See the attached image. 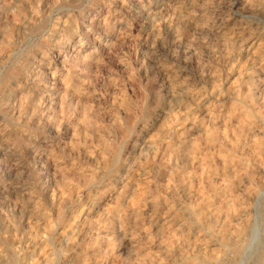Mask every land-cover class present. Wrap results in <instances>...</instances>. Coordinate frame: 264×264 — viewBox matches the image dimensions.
<instances>
[{"label":"rangeland","instance_id":"obj_1","mask_svg":"<svg viewBox=\"0 0 264 264\" xmlns=\"http://www.w3.org/2000/svg\"><path fill=\"white\" fill-rule=\"evenodd\" d=\"M15 1L0 0V8L7 4L16 15L0 21L6 44L0 43V93L4 94H0V139L10 142L5 148L0 145V219H5L0 220V264H9L11 251L17 264H264V0H260L259 10H236L234 0H219L213 9H199L201 13L197 6L214 7L215 0H196V6L195 0H20L23 7L15 6ZM227 7L233 14L222 32H200L209 16H224ZM32 11L38 16L37 25L22 24ZM239 25L244 28L237 32ZM104 27L111 32L105 33ZM60 37L71 39L63 44ZM58 41L63 47H55ZM107 48L116 52L108 55ZM85 54L92 62L78 76L68 64ZM43 58L55 71L53 77L38 69ZM35 71L48 75L47 83H56L63 93L60 101L37 114L43 93L40 84L30 78ZM46 116L50 121L44 120ZM83 116L90 128L81 127ZM104 143L121 148L119 162L109 171L103 165L109 156ZM33 204L40 212L36 217L30 211Z\"/></svg>","mask_w":264,"mask_h":264},{"label":"bare ground","instance_id":"obj_2","mask_svg":"<svg viewBox=\"0 0 264 264\" xmlns=\"http://www.w3.org/2000/svg\"><path fill=\"white\" fill-rule=\"evenodd\" d=\"M48 1H50V0H48ZM81 1V0H80ZM79 1V2H80ZM111 1V0H110ZM114 1V0H113ZM121 1V0H120ZM134 1V0H133ZM157 1H159V0H157ZM169 1V0H168ZM196 1V0H195ZM197 1H203V0H197ZM197 1H196V4H195V6L197 5ZM208 1V0H207ZM231 1V0H230ZM233 1V0H232ZM231 1V2H232ZM2 2L3 3H6V0H2ZM32 2V1H31ZM58 2V1H57ZM62 2V1H61ZM142 2V1H141ZM225 2V1H224ZM259 2H260V0H234V6L236 7L235 9L236 10H238V9H241V10H243V9H247V10H259L260 9V4H259ZM30 3V2H29ZM40 3V2H39ZM49 3V2H48ZM60 3V2H59ZM71 3V2H70ZM73 3V2H72ZM92 3V2H91ZM118 3V2H117ZM122 3V2H121ZM124 3V2H123ZM134 3V2H133ZM147 3V2H146ZM156 3V2H155ZM182 3V2H181ZM190 3V2H189ZM202 3V2H201ZM211 3V2H210ZM220 3H222V2H220ZM226 3V2H225ZM228 3V2H227ZM226 3V4H227ZM24 2H22V1H20V0H17V1H15V6H18V7H23L24 5ZM36 4H38V3H36ZM36 4H34V5H36ZM50 4V3H49ZM75 4V3H74ZM73 4V5H74ZM77 4L78 3H76V6H77ZM96 4V3H95ZM142 4V3H141ZM219 4V0H215V1H213L212 2V5L211 6H214V7H205L204 5H202V6H204V7H199V6H197L198 7V10L200 9V10H202V9H205V10H209L210 8H215V6L216 5H218ZM230 4V3H229ZM228 4V5H229ZM26 5V4H25ZM29 5V4H28ZM65 5V4H64ZM123 5V4H122ZM129 5V4H128ZM167 5V4H166ZM172 5V4H171ZM187 5V4H186ZM191 5V4H190ZM225 5V4H224ZM263 5V4H262ZM41 6V5H40ZM57 6V5H56ZM60 6V4L57 6V7H59ZM67 6V5H66ZM107 6V5H106ZM109 6V5H108ZM140 6V5H139ZM143 6V5H142ZM161 6V5H160ZM188 6V5H187ZM206 6H208V5H206ZM14 7V6H13ZM34 7V6H33ZM63 7V6H62ZM72 7V6H71ZM166 7V6H165ZM165 7H164V9H165ZM222 7V6H221ZM231 7V6H230ZM31 8H32V6H31ZM41 8V7H40ZM47 8V7H46ZM50 8V7H49ZM75 8V7H74ZM77 8V7H76ZM103 8H105V6L103 7ZM148 8V7H147ZM176 8V7H175ZM180 8V7H179ZM188 8H189V6H188ZM225 8V7H224ZM229 7H227V12H226V14L224 15V16H216V17H213V18H211L209 15V17H208V20H207V23H206V25H203V26H200L199 27V29H200V32H204V31H210V33L211 34H218V33H220V31L222 30V27L223 26H225V24H226V21L228 20V17H230L231 16V13H232V8L231 9H228ZM11 6H9V5H7V4H2V8H0V21L2 20V18L3 17H11L12 16V19L13 18H15L16 17V15H15V13L14 14H12L11 13ZM15 9H16V7H15ZM35 9V8H34ZM38 9V8H37ZM53 9V8H52ZM54 9H55V6H54ZM66 9V8H65ZM79 9V8H78ZM140 9V8H139ZM163 9V8H162ZM191 9V8H190ZM193 9V8H192ZM13 10V9H12ZM88 10V9H87ZM99 11H100V9H98ZM142 10V9H141ZM155 10V9H154ZM195 10V9H194ZM199 10V11H200ZM18 11V10H17ZM31 11V10H30ZM96 11V10H95ZM115 11V10H114ZM137 11H138V8H137ZM161 11V10H160ZM169 11V10H168ZM175 11V10H174ZM180 11V10H179ZM186 11V10H185ZM197 11V10H196ZM198 11V12H199ZM22 12H23V10H22ZM26 12V11H25ZM52 12V11H51ZM62 12V11H61ZM73 12H74V10H73ZM91 12V11H90ZM127 12H129V11H127ZM140 12V11H139ZM151 12V11H150ZM188 12V11H187ZM190 12V11H189ZM223 12V11H222ZM36 13V12H35ZM70 13H71V11H70ZM79 13H81V12H79ZM84 13V12H83ZM147 13V12H146ZM168 13V12H167ZM166 13V14H167ZM200 13H201V11H200ZM199 13V14H200ZM235 13V12H234ZM249 13V12H248ZM256 13V12H255ZM37 14V13H36ZM101 14V13H100ZM130 14V13H129ZM149 14V13H148ZM165 14V13H164ZM187 14V13H186ZM194 14V13H193ZM217 14V13H216ZM233 14V13H232ZM21 15V14H20ZM42 15V14H41ZM46 15V14H45ZM69 15V14H68ZM90 15H92V14H90ZM118 15V14H117ZM137 15V14H136ZM139 15V14H138ZM141 15V14H140ZM190 15V14H189ZM211 15V14H210ZM240 15V14H239ZM77 16V15H76ZM166 16V15H165ZM237 17H238V15H236ZM235 16V17H236ZM259 16V15H258ZM27 17V16H26ZM29 17V16H28ZM49 17H50V15H49ZM90 17H92V16H90ZM89 17V18H90ZM99 17V16H98ZM134 17V16H133ZM161 17V16H160ZM167 17V16H166ZM185 17V16H184ZM204 17V16H203ZM233 17V16H232ZM231 17V18H232ZM251 17V16H250ZM64 18H65V16H64ZM67 18V17H66ZM80 18V17H79ZM162 18V17H161ZM189 18V17H188ZM207 18V17H206ZM205 18V19H206ZM241 18V17H240ZM254 19H255V16L253 17ZM5 19V18H4ZM24 19V18H23ZM39 19H40V17H39ZM70 19H72V18H70ZM74 19V18H73ZM100 19V18H99ZM98 19V20H99ZM109 19V18H108ZM165 19V18H164ZM186 19V18H185ZM184 19V20H185ZM200 19V18H199ZM202 19V18H201ZM230 19V18H229ZM247 19V18H246ZM45 20V19H44ZM62 20V19H61ZM60 20V21H61ZM64 20V19H63ZM68 19H66V21H67ZM111 20V19H110ZM170 20V19H169ZM178 20V19H177ZM203 20V19H202ZM7 21V20H6ZM17 21V20H16ZM53 21V20H52ZM92 21V20H91ZM103 20H101V22H102ZM107 21V20H106ZM181 21H182V19H181ZM189 21V20H188ZM192 21H194V20H192ZM199 21H201V20H199ZM3 22H5V20L3 21ZM13 22V21H12ZM18 22V21H17ZM37 22H38V16L37 15H35L34 14V11H32V13H31V16L29 17V18H27V20H25V21H22L21 23L22 24H25L26 26H27V24H30L31 26H36L37 25ZM65 22V21H64ZM68 22V21H67ZM74 22V21H73ZM77 22V21H76ZM183 22V21H182ZM231 22V21H230ZM238 22V21H237ZM243 22V21H242ZM2 23V22H1ZM10 23V22H9ZM15 23V22H14ZM45 23V22H44ZM48 23V22H47ZM46 23V24H47ZM71 23V22H70ZM97 23V22H96ZM175 23V22H174ZM180 23V22H179ZM190 23V22H189ZM193 24L195 23V21L194 22H192ZM228 23V22H227ZM2 24H4V23H2ZM1 24V25H2ZM20 24V23H19ZM52 24V23H51ZM119 24V23H118ZM166 24V23H165ZM196 24V23H195ZM201 24V23H200ZM236 24V23H235ZM253 24H254V22H253ZM258 24V23H257ZM18 25V24H17ZM41 25H42V23H41ZM54 25H56V24H54ZM60 25H61V23H60ZM106 25V24H105ZM109 25V24H108ZM111 25V24H110ZM228 25V24H227ZM7 26V25H6ZM30 26V27H31ZM53 26V25H52ZM52 26H51V28H52ZM57 26V25H56ZM64 26H65V23H64ZM72 26V25H71ZM94 26V25H93ZM123 26V25H122ZM180 26H182V25H180ZM185 26V25H184ZM188 26V25H187ZM191 26V25H190ZM236 26V25H235ZM254 26V25H253ZM8 27V26H7ZM46 27V26H45ZM70 27V26H69ZM111 27V26H110ZM120 27V26H119ZM193 27V26H192ZM198 27V26H197ZM196 27V28H197ZM243 27V25H239L236 29H237V32H239L240 30H241V28ZM19 28V27H18ZM33 28V27H32ZM31 28V29H32ZM49 28V27H48ZM59 28V27H58ZM73 28H74V26H73ZM79 28H81V27H79ZM97 28V27H96ZM234 28V27H233ZM244 28V27H243ZM1 29V28H0ZM69 29V28H68ZM98 29H99V26H98ZM116 29V28H115ZM175 29V28H174ZM189 29V28H188ZM192 28H190V30H191ZM225 29V28H224ZM252 29V28H251ZM254 29V28H253ZM17 30V29H16ZM30 30V29H29ZM33 30H35V29H33ZM40 30H42V29H40ZM45 30V29H44ZM65 30V29H64ZM74 30V29H73ZM104 30H105V33H109V32H111V31H109V29H107V27H104ZM128 30H129V28H128ZM227 30V29H226ZM1 31V39H0V43H1V45H4L5 44V41H4V39H5V31L3 30V29H1L0 30ZM37 31V30H36ZM46 31V30H45ZM51 31V30H50ZM66 31V30H65ZM127 31V30H126ZM158 31V30H157ZM236 31V30H235ZM258 31V30H257ZM10 32V31H9ZM15 32V31H14ZM68 32V31H67ZM82 32V31H81ZM93 32V31H92ZM104 32V31H103ZM183 32V31H182ZM222 32V31H221ZM249 32V31H248ZM252 32V31H251ZM256 32V31H255ZM8 33V32H7ZM11 33V32H10ZM49 33V32H48ZM52 33V32H51ZM50 33V34H51ZM129 33H130V31H129ZM149 33V32H148ZM153 33V32H152ZM151 33V34H152ZM156 33V32H155ZM196 33V32H195ZM242 33V32H241ZM245 33V35H246V32H244ZM262 33V32H261ZM9 34V33H8ZM34 34V33H33ZM64 34V33H63ZM79 34V33H78ZM100 34V33H99ZM104 34V33H103ZM157 34V33H156ZM189 34V33H188ZM201 34V33H200ZM200 34H198L199 36H201ZM208 34V33H207ZM230 34H231V31H230ZM248 34V33H247ZM18 35V34H17ZM22 35V34H21ZM31 35V34H30ZM37 35V34H36ZM39 35H40V33H39ZM38 35V36H39ZM77 35V34H76ZM181 35V34H180ZM210 35V34H209ZM229 35V34H228ZM236 35H238V33L236 34ZM249 35V34H248ZM28 36V35H27ZM129 36V35H128ZM196 36V35H195ZM208 36V35H207ZM206 36V37H207ZM226 36V35H225ZM224 36V37H225ZM23 37V36H22ZM35 37V36H34ZM47 36L45 35V38H46ZM173 37V36H172ZM178 37V36H177ZM190 37V36H189ZM188 37V38H189ZM210 37V36H209ZM208 37V38H209ZM213 37V36H212ZM212 37H210V38H212ZM15 38V37H14ZM24 38V37H23ZM73 38V37H72ZM113 38V37H112ZM125 38V37H124ZM129 38V37H128ZM147 38V37H146ZM149 38V37H148ZM147 38V39H148ZM151 38H152V36H151ZM187 38V39H188ZM202 38V37H201ZM207 38V39H208ZM214 38V37H213ZM245 38H246V36H245ZM249 38V37H248ZM43 39V38H42ZM49 39V38H48ZM51 39V38H50ZM60 39H64V38H61L60 37ZM59 39V40H60ZM70 39L71 38H66V39H64V40H62L63 41V44L65 43V42H67V41H70ZM93 39V38H92ZM158 39V38H157ZM195 39H196V37H195ZM194 39V40H195ZM217 39V38H216ZM221 39V38H220ZM242 39V38H241ZM244 39V38H243ZM247 39V38H246ZM6 40H8V39H6ZM39 40V39H38ZM121 40V39H120ZM171 40H172V38H171ZM178 40V39H177ZM182 40V39H181ZM190 40H192V39H190ZM198 40V39H197ZM227 40V39H226ZM233 40V39H232ZM13 41V40H12ZM17 41V40H16ZM40 41V40H39ZM55 41V40H54ZM123 41V40H122ZM173 41V40H172ZM193 41V40H192ZM198 41H200V39L198 40ZM210 41V40H209ZM214 41V40H213ZM221 41V40H220ZM229 41V40H228ZM243 41V40H242ZM33 42V41H32ZM59 42V41H58ZM94 42V41H93ZM99 42V41H98ZM182 42V41H181ZM196 42V41H195ZM194 42V43H195ZM218 42V41H217ZM243 42H245V41H243ZM254 42H255V40H254ZM13 43V42H12ZM18 43V42H17ZM24 43H25V41H24ZM42 43V42H41ZM40 43V44H41ZM48 43V42H47ZM75 43V42H74ZM95 43V42H94ZM119 43V42H118ZM123 43V42H122ZM153 43H155L154 41H153ZM173 43V42H172ZM174 43H176V42H174ZM173 43V44H174ZM189 43V42H188ZM192 43V42H191ZM197 43V42H196ZM208 43V42H207ZM220 43V42H219ZM233 43V42H232ZM249 43V42H248ZM7 44H8V42H7ZM10 44H11V41H10ZM13 44H15V43H13ZM49 44V43H48ZM56 44V43H55ZM62 42H59L58 44H56L55 45V47H63L62 45ZM102 44V43H101ZM120 44V43H119ZM170 44V43H169ZM178 44V43H177ZM183 44V43H182ZM201 44V43H200ZM224 44V43H223ZM226 44V43H225ZM234 44V43H233ZM237 44V43H236ZM262 44V43H261ZM6 45V44H5ZM17 45V44H16ZM35 45V44H34ZM54 45V44H53ZM93 45H95V44H93ZM122 45L123 44H121V47H122ZM189 45V44H188ZM207 45V44H206ZM215 45V44H214ZM229 45V44H228ZM227 45V46H228ZM14 46V45H13ZM47 46V45H46ZM112 46V45H111ZM180 46V45H179ZM186 46H187V44H186ZM201 46V45H200ZM203 46H204V44H203ZM208 46H210V45H208ZM207 46V47H208ZM211 46H212V44H211ZM210 46V47H211ZM230 46V45H229ZM228 46V47H229ZM235 46V45H234ZM239 46V45H238ZM252 46V45H251ZM3 46H1V48H2ZM11 47V46H10ZM17 47V46H16ZM51 47V46H50ZM69 47V46H68ZM92 47V46H91ZM101 47V46H100ZM105 47V46H104ZM116 47V46H115ZM115 47L113 48V49H115ZM120 47V48H121ZM190 47H191V45H190ZM190 47L188 48V50L190 51ZM216 47V46H215ZM231 47V46H230ZM20 48V47H19ZM65 48V47H64ZM194 48V47H193ZM192 48V49H193ZM234 48V47H233ZM237 48V47H236ZM261 48V47H260ZM3 49V48H2ZM1 49V50H2ZM25 49H27V48H25ZM41 49V48H40ZM85 49H87V48H85ZM107 49H109V52L111 53V51H110V48H107ZM112 49V48H111ZM181 49V48H180ZM187 49V48H186ZM197 49V48H196ZM206 49V48H205ZM224 49V48H223ZM232 49V48H231ZM245 49V48H244ZM8 50H11V49H8ZM14 50V49H13ZM33 50V49H32ZM60 50V49H59ZM117 50V49H116ZM183 50V49H182ZM188 50H187V52H188ZM198 50V49H197ZM201 50V49H200ZM221 50H222V48H221ZM247 50V49H246ZM249 50V49H248ZM73 51H75L74 49H73ZM193 51V50H192ZM191 51V52H192ZM203 51V50H202ZM207 51V50H206ZM210 51V50H209ZM220 51V50H219ZM261 51V50H260ZM1 52V51H0ZM6 52V51H5ZM11 52V51H10ZM18 52V51H17ZM38 52V51H37ZM49 52H51V51H49ZM108 52V51H107ZM114 52H116V51H113V53ZM180 51H178V53H179ZM185 52V51H184ZM197 52V51H196ZM218 52V51H217ZM222 52V51H221ZM239 52H241V51H239ZM23 53H25V52H23ZM57 53V52H56ZM79 53V52H78ZM84 53V52H83ZM113 53H111V54H108V55H112ZM199 53V52H198ZM210 53V52H209ZM214 53V52H213ZM220 53V52H219ZM218 53V54H219ZM235 53V52H234ZM250 53V52H249ZM249 53H248V55H249ZM28 54V53H27ZM68 54V53H67ZM173 54V53H172ZM201 54H203L202 52H201ZM242 54V53H241ZM247 54V53H246ZM251 54V53H250ZM260 54V53H259ZM258 54V55H259ZM263 54V53H262ZM8 55H10V54H8ZM19 55V54H18ZM30 55V54H29ZM57 55V54H56ZM104 55V54H103ZM185 55V54H184ZM194 55V54H193ZM197 55V54H196ZM206 55H208V53L206 54ZM227 55V54H226ZM236 55V54H235ZM243 55H245V54H243ZM257 55V54H256ZM26 56H28V55H26ZM59 56H60V54H59ZM58 56V57H59ZM63 56V55H62ZM95 56V55H94ZM170 56H172V55H170ZM178 56V55H177ZM188 56H190V55H188ZM199 56V55H198ZM205 56V55H204ZM217 56V55H216ZM221 56V55H220ZM219 56V57H220ZM253 56V55H252ZM22 57V56H21ZM29 57V56H28ZM55 57V56H54ZM107 57V56H106ZM110 57V56H109ZM176 57V56H175ZM179 57V56H178ZM177 57V58H178ZM211 57V56H210ZM1 58V57H0ZM25 58V57H24ZM101 58H102V56H101ZM111 58V57H110ZM172 58H174V57H172ZM180 58V57H179ZM181 58H183V57H181ZM189 58H191V56L189 57ZM194 58V57H193ZM217 58V57H216ZM228 58V57H227ZM237 58V57H236ZM240 58V57H239ZM249 58V57H248ZM9 59H11V58H9ZM26 59V58H25ZM105 59H107V58H105ZM176 59V58H175ZM200 59V58H199ZM6 60V59H5ZM13 60H16V59H13ZM22 60V59H21ZM62 60V59H61ZM92 59H90L89 58V54H85V56L84 57H82L81 59L79 58V59H72L71 60V63L70 64H68L69 65V67H70V70H73L74 72H76V74L78 75V76H81V74H82V70H83V68L84 67H88L90 64H91V61ZM182 60V59H181ZM198 60V59H197ZM227 60V59H226ZM23 61V60H22ZM40 61V60H39ZM177 61V60H176ZM179 61V60H178ZM195 61V60H194ZM220 61H221V59H220ZM231 61V60H230ZM236 61V60H235ZM251 61V60H250ZM253 61V60H252ZM8 62H9V60H8ZM26 62V61H25ZM33 62V61H32ZM36 62V61H35ZM63 62V61H62ZM102 62V61H101ZM184 62V61H183ZM224 62V61H223ZM255 62V61H254ZM259 62V61H258ZM261 62V61H260ZM1 63L3 64V62L1 61ZM64 63H65V61H64ZM63 63V64H64ZM102 63H106V62H102ZM175 63V62H174ZM173 63V64H174ZM178 63H180V62H178ZM178 63H177V65H178ZM234 63V62H233ZM263 63V62H262ZM6 64V63H5ZM8 64V63H7ZM12 64H14V61H13V63ZM23 64V63H22ZM29 64V63H28ZM93 64H95V63H93ZM176 64V63H175ZM225 64V63H224ZM251 64V63H250ZM15 65V64H14ZM19 65V64H18ZM17 64H16V66H18ZM37 65V64H36ZM96 65V64H95ZM98 65H99V63H98ZM253 65V64H252ZM16 66H15V68H16ZM22 66V65H21ZM99 66H101V64L99 65ZM98 66V67H99ZM168 66V65H167ZM174 66V65H173ZM214 66V65H213ZM256 66V65H255ZM260 66H261V64H260ZM263 66H264V64H263ZM7 67H9V66H7ZM37 67H39L38 69H42V70H45V71H47V73H48V75H50L51 77H53V75H55V71H53L52 69H51V66H48V61H47V59L46 58H43L39 63H38V65H37ZM177 67V66H176ZM181 67V66H180ZM189 67V66H188ZM217 67V66H216ZM222 67V66H221ZM230 67V66H229ZM253 67V66H252ZM1 68V67H0ZM11 68V67H10ZM18 68V67H17ZM26 68V67H25ZM93 68H94V66H93ZM171 68V67H170ZM170 68H168V69H170ZM5 69V68H4ZM8 69V68H7ZM165 69V68H164ZM167 69V70H168ZM189 69V68H188ZM191 69V68H190ZM257 69V68H256ZM2 70V69H1ZM19 70V69H18ZM25 70V69H24ZM195 70H197V69H195ZM194 70V71H195ZM250 70V69H249ZM261 70V69H260ZM8 71V70H7ZM6 71V72H7ZM90 71V70H89ZM88 71V72H89ZM92 71V70H91ZM90 71V72H91ZM94 71H95V69H94ZM93 71V72H94ZM171 71V70H170ZM175 71V70H174ZM173 71V72H174ZM179 71V70H178ZM211 71H212V68H211ZM92 72V73H93ZM181 72L182 71H180V73H178V74H181ZM184 72V71H183ZM189 72V71H188ZM198 72V71H197ZM201 72V71H200ZM252 72V71H251ZM3 73V72H2ZM5 73V72H4ZM15 74H18V72L17 71H15L14 72ZM21 73V72H20ZM176 73V72H175ZM175 73H174V75H175ZM195 73H196V71H195ZM202 73V72H201ZM8 74H9V72H8ZM59 74V73H58ZM186 74V73H185ZM194 74V73H193ZM250 74V73H249ZM4 75V74H3ZM48 75H44V74H41L39 71H35L34 73L32 72L31 73V76H30V78H32V80H35L36 82H38L39 84H40V92H42L43 93V95H41L40 96V99H41V106H38V104L37 103H35L38 107L35 109V111H36V113L35 114H37L39 111H40V109H48V108H50L53 104H55L56 102H58V100L60 101L61 99V95L63 94H61V93H59V91H60V88H58L57 87V84L56 83H53L52 84V82H51V85H49L48 83H47V81H49V79H50V77L48 76ZM90 75V74H89ZM88 75V76H89ZM173 75V76H174ZM189 75V74H188ZM198 75V74H197ZM217 75H219V74H217ZM246 75V74H245ZM256 75V74H255ZM262 75V74H261ZM260 75V76H261ZM8 76V75H7ZM56 76H57V73H56ZM93 76V75H92ZM91 76V77H92ZM176 76V75H175ZM204 76V75H203ZM230 76V75H229ZM244 76V75H243ZM242 76V77H243ZM14 77V76H13ZM24 77V76H23ZM87 77V76H86ZM95 77V76H94ZM216 77V76H215ZM214 77V78H215ZM217 77H219V76H217ZM226 77V76H225ZM241 77V78H242ZM246 77H247V75H246ZM256 77V76H255ZM18 78V77H17ZM28 78V77H27ZM187 78V77H186ZM200 78V77H199ZM205 78V77H204ZM211 78V77H210ZM264 78V77H263ZM7 79V78H6ZM55 79V78H54ZM92 79H94V78H92ZM193 79V78H192ZM195 79V78H194ZM193 79V81H195ZM212 79H213V77H212ZM229 79V78H228ZM56 80H58V79H56ZM85 80H87V81H89L88 79H85ZM179 80V79H178ZM182 80V79H181ZM202 80V79H201ZM214 80V79H213ZM232 80V79H231ZM250 80V79H249ZM260 80V79H259ZM10 81V80H9ZM83 81V80H82ZM91 81V80H90ZM93 81V80H92ZM176 81V80H175ZM198 81V80H197ZM208 81V80H207ZM226 81V80H225ZM6 82V81H5ZM5 82H3V83H5ZM12 82H13V79H12ZM192 82V81H191ZM190 82V83H191ZM203 82V81H202ZM209 82L210 83H212L210 80H209ZM209 82H208V85H209ZM245 82V81H244ZM243 82V83H244ZM262 82V81H261ZM9 83V82H8ZM7 83V84H8ZM27 83V82H26ZM35 83V82H34ZM57 83H58V85H60L59 84V82L57 81ZM86 83V82H85ZM88 83V82H87ZM90 83V82H89ZM183 83V82H182ZM193 83V82H192ZM197 83V82H196ZM199 83V82H198ZM221 83V82H220ZM250 83V82H249ZM254 83H257V82H254ZM260 83V82H259ZM264 83V82H263ZM83 84V83H82ZM184 84V83H183ZM225 84V83H224ZM245 84V83H244ZM17 85V84H16ZM63 85H65V84H63ZM86 85V84H85ZM176 85V84H175ZM194 85H195V83H194ZM223 85V84H222ZM1 86V85H0ZM11 86V85H10ZM39 86V85H38ZM87 86V85H86ZM90 86H92L91 84H90ZM174 86V85H173ZM177 86V85H176ZM189 86H190V84H189ZM229 86V85H228ZM235 86V85H234ZM239 86H240V84H239ZM14 87V86H13ZM175 87V86H174ZM182 87V86H181ZM214 87V86H213ZM223 87H224V85H223ZM244 87H246V86H244ZM243 87V88H244ZM249 87V86H248ZM61 88H63V87H61ZM90 88H92V87H90ZM178 88V87H177ZM193 88V87H192ZM16 89V88H15ZM169 89V88H168ZM203 89V88H202ZM209 89V88H208ZM220 89V88H219ZM227 89V88H226ZM225 89V90H226ZM254 89V88H253ZM256 89V88H255ZM262 89V88H261ZM260 89V90H261ZM1 90V89H0ZM10 90V89H9ZM63 90V89H62ZM174 90V89H173ZM197 90V89H196ZM228 90V89H227ZM239 90H240V88H239ZM242 90V89H241ZM248 90V89H247ZM4 91V90H3ZM64 91V90H63ZM65 91L66 92H70L72 95H76V94H74L73 92H74V90L72 91V89L71 88H66L65 87ZM81 91H82V89H81ZM91 91V90H90ZM176 91V90H175ZM190 91V90H189ZM245 91V90H244ZM20 92H22V91H20ZM25 92V91H24ZM35 92V91H34ZM92 92V91H91ZM203 92V91H202ZM2 93V92H1ZM0 93V94H1ZM31 93V92H30ZM39 93V92H38ZM76 93V92H75ZM82 93V92H81ZM87 93V92H86ZM167 93V92H166ZM187 93V92H186ZM204 93H205V91H204ZM250 93V92H249ZM14 94V93H13ZM16 94V93H15ZM27 94H29V93H27ZM32 94V93H31ZM40 94V93H39ZM61 94V95H60ZM168 94V93H167ZM198 94V93H197ZM199 94H201V92H199ZM207 94V93H206ZM2 95H4L3 93H2ZM10 95V94H9ZM24 95V94H23ZM68 95V94H67ZM92 95V94H91ZM90 95V96H91ZM180 95V94H179ZM186 95V94H185ZM209 95V94H208ZM255 95V94H254ZM78 96V95H77ZM88 96V95H87ZM95 96V95H94ZM177 96H178V94H177ZM197 96V95H196ZM228 96V95H227ZM248 96H249V94H248ZM5 97V96H4ZM13 97H15V95L13 96ZM20 99H22V95H19L18 96ZM34 97V96H33ZM70 97V96H69ZM81 97V96H80ZM169 97V96H168ZM193 97V96H192ZM205 97V96H204ZM203 97V98H204ZM255 98H256V96H254ZM258 97V96H257ZM2 98V97H1ZM8 98V97H7ZM38 98V97H37ZM171 98H173V97H171ZM180 98V97H179ZM255 98H253V100L255 99ZM18 99V98H17ZM19 99V100H20ZM29 99V98H28ZM83 99V98H82ZM81 99V100H82ZM193 99H195L194 97H193ZM258 99V98H257ZM3 100V99H2ZM1 100V101H2ZM18 100V101H19ZM63 100V99H62ZM69 100V99H68ZM183 100V99H182ZM186 100V99H185ZM6 101V100H5ZM17 101V100H16ZM28 101V100H27ZM26 101V102H27ZM78 101V100H77ZM88 101V100H87ZM168 101V100H167ZM189 101V100H188ZM204 101H206V99L204 100ZM258 102H259V99L257 100ZM3 102V101H2ZM20 102H21V100H20ZM73 102V101H72ZM86 102V101H85ZM180 102V101H179ZM194 102V101H193ZM25 103V102H24ZM23 103V104H24ZM39 103V102H38ZM71 103V102H70ZM78 103V102H77ZM82 103H83V101H82ZM89 103V102H88ZM187 103H189V102H187ZM197 103V102H196ZM203 103V102H202ZM205 103V102H204ZM19 104H21V103H19ZM27 104V103H26ZM182 104V103H181ZM7 105V104H6ZM59 105V104H58ZM71 105V104H70ZM81 105V104H80ZM171 105V104H170ZM175 105V104H174ZM193 105V104H192ZM21 106V105H20ZM27 106V105H26ZM25 106V107H26ZM72 106V105H71ZM74 106H76V105H74ZM89 106V105H88ZM94 106V105H93ZM173 106V105H172ZM182 106V105H181ZM186 106V105H185ZM190 106H191V104H190ZM3 107V106H2ZM10 107V106H9ZM8 107V110L10 109ZM15 107V106H14ZM22 107V106H21ZM86 107V106H85ZM96 107V106H95ZM194 107H195V105H194ZM18 108V107H17ZM67 108V107H66ZM92 108V107H91ZM184 108V107H183ZM196 108V107H195ZM18 109H21V108H18ZM59 109H60V107H59ZM74 109V108H73ZM94 109V108H93ZM122 109V108H121ZM120 109V110H121ZM52 110V109H51ZM61 110V109H60ZM80 110V109H79ZM85 110V109H84ZM134 110V109H133ZM182 110H184V109H182ZM190 110V109H189ZM10 111V110H9ZM30 111H31V109H30ZM45 111V110H44ZM66 111V110H65ZM88 111H89V109H88ZM95 110H93V112H94ZM173 111V110H172ZM181 111V110H180ZM8 112V111H7ZM12 112H13V110H12ZM19 112V111H18ZM81 112V111H80ZM92 112V111H91ZM121 112H123V111H121ZM24 113V112H23ZM33 113V112H32ZM160 113V112H159ZM169 113H170V111H169ZM11 114V113H10ZM18 114V113H17ZM43 114V113H42ZM72 114V113H71ZM93 114V113H92ZM177 114H178V112H177ZM3 115V114H2ZM6 115V114H5ZM47 115V114H46ZM60 115V114H59ZM67 115V114H66ZM75 115V114H74ZM127 115V114H126ZM125 115V116H126ZM134 115V114H133ZM32 116V115H31ZM80 116V115H79ZM78 116V117H79ZM91 116V115H90ZM177 116V115H176ZM26 117H28V116H26ZM52 117H53V115H52ZM84 117V116H83ZM128 117V116H127ZM160 117V116H159ZM171 117V116H170ZM29 118V117H28ZM71 118V117H70ZM81 118H82V116H81ZM92 119H93V117H91ZM114 118V117H113ZM112 118V119H113ZM173 118V117H172ZM11 119V118H10ZM14 119V118H13ZM16 119V118H15ZM36 119V118H35ZM41 119V118H40ZM59 119V118H58ZM58 119H57V121H58ZM65 119H67V118H64V120ZM80 119V118H79ZM132 119H135V118H132ZM160 119V118H159ZM159 119H157L158 121H159ZM44 120L45 121H50L49 120V118L46 116L45 118H44ZM123 120V119H122ZM127 120H128V118H127ZM173 120V119H172ZM171 120V121H172ZM24 121V120H23ZM22 121V122H23ZM56 121V122H57ZM68 121V120H67ZM112 121V120H111ZM11 122V121H10ZM28 122V121H27ZM55 122V121H54ZM79 122V121H78ZM81 122V127H85V128H88L89 127V120L87 119V117L85 116L84 118H83V120H81L80 121ZM93 122V121H92ZM123 122V121H122ZM165 122V121H164ZM168 122V121H167ZM39 123V122H38ZM115 124H116V121L114 122ZM124 123H125V121H124ZM134 123V122H133ZM171 123V122H170ZM5 124V123H4ZM14 124V123H13ZM20 125H21V123H19ZM30 124V123H29ZM34 124V123H33ZM50 124V123H49ZM60 124V123H59ZM76 124H77V122H76ZM130 124V123H129ZM132 124V123H131ZM142 124V123H141ZM152 124V123H151ZM153 124H155V123H153ZM152 124V125H153ZM167 124V123H166ZM2 125V124H1ZM32 125V124H31ZM56 125V124H55ZM13 126V125H12ZM58 126V125H57ZM73 126V125H72ZM75 126V125H74ZM80 126V125H79ZM91 126V125H90ZM93 126V125H92ZM117 126V125H116ZM123 126H125V125H123ZM134 126V125H133ZM165 126V125H164ZM169 126V125H168ZM17 127V126H16ZM40 127V126H39ZM140 127V126H139ZM146 127V126H145ZM152 127V126H151ZM159 127V126H158ZM161 127H163V126H161ZM160 127V128H161ZM17 128H19V126L17 127ZM24 128H25V126H24ZM40 128H42V127H40ZM53 128V127H52ZM80 128V127H79ZM90 128V127H89ZM94 128H95V126H94ZM113 128V127H112ZM118 128V127H117ZM117 128H116V130H117ZM155 128V127H154ZM12 129H14V128H12ZM115 129V128H114ZM119 129V128H118ZM138 129V128H137ZM147 129V128H146ZM164 129V128H163ZM18 130H20V129H18ZM49 130V129H48ZM78 130H81V129H78ZM91 130H94V129H91ZM127 130V129H126ZM157 130V129H156ZM40 131V130H39ZM45 131V130H44ZM53 131V130H52ZM64 131V130H63ZM83 131V130H82ZM81 131V132H82ZM85 131V130H84ZM119 131V130H118ZM124 131V130H123ZM7 132V131H6ZM70 132H72V131H70ZM87 132V131H86ZM135 132V131H134ZM16 133V132H15ZM130 133V132H129ZM162 133V132H161ZM74 134V133H73ZM72 134V135H73ZM148 134V133H147ZM158 133H156V135H157ZM12 135V134H11ZM70 135V134H69ZM77 135L79 136V133H77ZM141 135V134H140ZM146 135V134H145ZM152 135V134H151ZM160 135V134H159ZM29 136V135H28ZM31 136V135H30ZM66 136V135H65ZM116 136V135H115ZM143 136V135H142ZM42 137V136H41ZM118 137V136H117ZM130 137V136H129ZM157 137V136H156ZM70 138V137H69ZM73 138V137H72ZM131 139H132V137H130ZM135 138V137H134ZM148 138V137H147ZM152 138V137H151ZM154 138V137H153ZM152 138V139H153ZM68 139V138H67ZM124 139V138H123ZM127 139V138H126ZM138 139V138H137ZM143 140H144V138H142ZM156 139V138H155ZM155 139H153V141L155 140ZM1 141H0V145L3 147V148H5V147H8L9 145H10V142H9V140L8 139H6V138H2V139H0ZM35 140V139H34ZM37 140V139H36ZM35 140V141H36ZM119 140H120V138H119ZM186 140V139H185ZM50 141V140H49ZM77 141H79V140H77ZM140 141H142V140H140ZM148 141V140H147ZM181 141V140H180ZM46 142V141H45ZM120 142V141H119ZM182 142H184V141H182ZM54 143V142H53ZM71 142L69 141V144H70ZM111 143V142H110ZM145 143V142H144ZM152 142H150V144H151ZM48 144V143H47ZM59 144V143H58ZM68 144V143H67ZM74 144H76V143H74ZM103 144V143H102ZM180 144H182V143H180ZM18 145V144H17ZM42 145V144H41ZM50 145V144H49ZM52 145V144H51ZM61 145V144H60ZM63 145V144H62ZM72 145V144H71ZM133 145V144H132ZM132 145H131V148H132ZM26 146V145H25ZM58 146V145H57ZM56 146V147H57ZM68 146V145H67ZM73 146V145H72ZM18 147V146H17ZM51 147H53V146H51ZM60 148L61 147H63V146H59ZM66 147V146H65ZM74 147V146H73ZM138 147V146H137ZM140 147V146H139ZM11 148V147H10ZM104 148L107 150V153L109 154V156H107V159L104 161V167H105V169H107V171H109L110 169L112 170V168L116 165V163H118L119 162V160H120V149L121 148H118L116 145L114 146H109V144L108 145H106L105 143H104ZM134 148H136V146L134 147ZM1 149V148H0ZM20 149V148H19ZM32 149V148H31ZM40 149V148H39ZM42 149H43V147H42ZM51 149V148H50ZM73 149V148H72ZM173 149V148H172ZM65 150V149H64ZM100 150V149H99ZM98 150V151H99ZM102 150H104V149H102ZM101 150V151H102ZM4 151V150H3ZM18 151V150H17ZM68 151V150H67ZM73 151V150H72ZM33 152V151H32ZM41 152V151H40ZM39 152V153H40ZM178 152V151H177ZM18 153V152H17ZM46 153V152H45ZM103 153V152H102ZM105 153V152H104ZM133 153V152H132ZM137 153V152H136ZM1 154V153H0ZM55 154H57V153H55ZM60 154V153H59ZM176 154V153H175ZM39 155V154H38ZM41 155H42V153H41ZM45 155V154H44ZM47 155V154H46ZM98 155V154H97ZM103 155V154H102ZM141 155V154H140ZM184 155H185V153H184ZM33 156H34V152H33ZM100 156V155H99ZM98 156V157H99ZM134 156V155H133ZM1 157H4V156H1ZM6 157V156H5ZM39 157V156H38ZM47 158V157H46ZM48 158H49V156H48ZM42 159V158H41ZM51 159V158H50ZM68 159H69V155H68ZM67 159V160H68ZM72 159V158H71ZM103 159V158H102ZM135 159V158H134ZM133 159V160H134ZM1 160H2V158H1ZM14 160V159H13ZM12 160V161H13ZM30 160V159H29ZM36 160V159H35ZM39 160V159H38ZM57 160V159H56ZM100 160V159H99ZM98 160V161H99ZM9 161V160H8ZM7 161V162H8ZM47 161V160H46ZM53 161V160H52ZM64 161V160H63ZM75 161V160H74ZM97 161V162H98ZM131 161H132V159H131ZM4 162V161H3ZM2 163V162H1ZM54 163H55V160H54ZM53 163V164H54ZM59 163V162H58ZM61 163V162H60ZM63 163V162H62ZM73 163V162H72ZM96 163V162H95ZM98 165H99V163H97ZM2 165V164H1ZM19 165V164H18ZM17 165V166H18ZM51 165H52V163H51ZM22 166V165H21ZM20 166V167H21ZM58 166V165H57ZM56 166V167H57ZM127 166V165H126ZM2 167H4V166H2ZM48 167H49V165H48ZM93 167V166H92ZM100 167V166H99ZM49 168H51V167H49ZM131 168V167H130ZM13 169V168H12ZM59 169V168H58ZM63 169V168H62ZM78 169V168H77ZM94 169V168H93ZM19 170V169H18ZM70 170V169H69ZM90 170V169H89ZM92 170V169H91ZM95 170V169H94ZM56 171V170H55ZM58 171V170H57ZM60 171V170H59ZM68 171V170H67ZM71 171V170H70ZM105 171V170H104ZM103 171V172H104ZM24 172V171H23ZM77 172V171H76ZM80 172V171H79ZM87 172V171H86ZM90 172V171H89ZM92 172V171H91ZM98 172V171H97ZM3 173V172H2ZM14 173H15V171H14ZM68 173V172H67ZM66 173V174H67ZM72 173V172H71ZM75 173V172H74ZM81 173V172H80ZM94 173H96V172H94ZM121 173V172H120ZM20 174H21V171H20ZM23 174H25V173H23ZM76 174V173H75ZM75 174H73V175H75ZM83 174V173H82ZM115 174V173H114ZM68 175V174H67ZM106 175V174H105ZM107 175H108V172H107ZM55 176H56V174H55ZM60 176V175H59ZM63 176V175H62ZM79 176V175H78ZM82 176V175H81ZM88 176V175H87ZM98 176V175H97ZM113 176V175H112ZM116 176V175H115ZM120 176V175H119ZM64 177H66V176H64ZM69 177V176H68ZM77 177V176H76ZM102 177V176H101ZM53 178H54V176H53ZM72 178V177H71ZM81 178V177H80ZM115 178V177H114ZM120 178V177H119ZM229 178V177H228ZM39 179V178H38ZM66 179H67V177H66ZM73 180H74V178H72ZM84 179V178H83ZM98 179V178H97ZM103 179H105V178H102V180ZM111 179V178H110ZM55 180V179H54ZM62 180V179H61ZM60 180V181H61ZM70 180V179H69ZM95 180V179H94ZM41 181V180H40ZM64 181V180H63ZM77 181V180H76ZM80 181V180H79ZM226 181V180H225ZM3 182V181H2ZM96 182V181H95ZM100 182V181H99ZM18 183V182H17ZM24 183H27V182H24ZM82 183V182H81ZM85 183V182H84ZM84 183H83V185H84ZM98 183V182H97ZM239 183V182H238ZM4 184V183H3ZM35 184V183H34ZM58 184V183H57ZM60 184H61V182H60ZM103 184V183H102ZM5 185V184H4ZM10 185V184H9ZM68 185V184H67ZM67 185H65V186H67ZM80 185V184H79ZM90 185H91V183H90ZM94 185V184H93ZM99 185V184H98ZM1 186V185H0ZM13 186H14V184H13ZM38 186V185H37ZM40 186V185H39ZM38 186V187H39ZM58 186V185H57ZM95 186H97V185H95ZM103 186V185H102ZM107 186V185H106ZM240 186V185H239ZM4 187V186H3ZM12 187V186H11ZM36 187V186H35ZM61 187V186H60ZM78 187V186H77ZM80 187V186H79ZM92 187V186H91ZM8 188V187H7ZM30 188V187H29ZM33 188V187H32ZM31 188V189H32ZM42 188V187H41ZM63 188V187H62ZM66 188V187H65ZM247 189H248V187H246ZM13 189H15V188H13ZM46 189H47V187H46ZM77 189V188H76ZM89 189H90V187H89ZM5 190V189H4ZM9 190V189H8ZM20 190V189H19ZM43 190V189H42ZM63 190V189H62ZM81 190V189H80ZM7 191V190H6ZM25 191V190H24ZM82 191V190H81ZM102 191V190H101ZM104 191V190H103ZM10 192V191H9ZM27 192V191H26ZM34 192V191H33ZM97 192V191H96ZM105 192H106V190H105ZM244 192H246V191H244ZM254 192V191H253ZM2 193V192H1ZM19 193V192H18ZM21 193V192H20ZM35 193V192H34ZM60 193V192H59ZM98 193V192H97ZM13 194V193H12ZM15 194V193H14ZM30 194V193H29ZM27 195V197L29 198V200H30V197H31V194L30 195ZM44 194V193H43ZM62 194V193H61ZM93 194V193H92ZM121 194V193H120ZM249 194H250V192H249ZM19 195V194H18ZM39 195H40V193H39ZM42 195V194H41ZM47 195V194H46ZM58 195V194H57ZM81 195V194H80ZM79 195V196H80ZM99 195V194H98ZM97 195V196H98ZM89 196V195H88ZM100 196V195H99ZM34 197V196H33ZM36 197V196H35ZM49 197V196H48ZM64 197H65V195H64ZM86 197V196H85ZM91 197H92V195H91ZM94 197V196H93ZM3 198V197H2ZM1 198V199H2ZM25 198V197H24ZM40 198V197H39ZM58 198V197H57ZM82 198V197H81ZM0 199V200H1ZM8 199V198H7ZM52 199H54V198H52ZM61 199H63V198H61ZM87 199V198H86ZM12 200V199H11ZM18 200V199H17ZM56 200V199H55ZM60 200V199H59ZM68 200H69V198H68ZM150 200V199H149ZM8 201V200H7ZM73 201H75V200H73ZM88 201V200H87ZM150 201H152V200H150ZM4 202V201H3ZM19 202V201H18ZM45 202V201H44ZM69 202H71V201H69ZM80 202V201H79ZM95 202V201H94ZM1 203V202H0ZM22 203V202H21ZM26 203V202H25ZM56 203H57V201H56ZM64 203V202H63ZM62 203V204H63ZM91 203V202H90ZM38 204V203H37ZM51 204V203H50ZM59 204V203H58ZM65 204V203H64ZM73 204V203H72ZM82 204V203H81ZM84 204V203H83ZM100 204V203H99ZM2 205V204H1ZM16 205H17V203H16ZM21 205V204H20ZM31 204L29 203V206H30ZM41 205V204H40ZM44 205V204H43ZM42 205V206H43ZM57 205V204H56ZM76 205V204H75ZM85 205V204H84ZM87 205V204H86ZM96 205V204H95ZM101 205V204H100ZM22 206V205H21ZM52 206V205H51ZM54 206V205H53ZM62 206V205H61ZM81 206V205H80ZM83 206V205H82ZM91 206V205H90ZM20 207V206H19ZM72 207V206H71ZM75 207V206H74ZM73 207V208H74ZM77 207V206H76ZM21 208V207H20ZM63 208V207H62ZM100 208V207H99ZM30 209V208H29ZM32 210H30L32 213V215L33 216H38L39 215V210L36 208V206H35V204H33L32 205V208H31ZM56 209V208H55ZM64 209V208H63ZM80 209V208H79ZM88 209V208H87ZM93 209V208H92ZM21 210V209H20ZM23 210V209H22ZM43 210V209H42ZM47 210V209H46ZM74 210V209H73ZM86 210V209H85ZM104 210H105V208H104ZM107 210V209H106ZM69 211V210H68ZM72 211V210H71ZM21 212H23V211H21ZM42 212H45L46 213V211H42ZM60 212V211H59ZM59 212H57V213H59ZM80 212V211H79ZM93 212V211H92ZM96 212V211H95ZM61 213V212H60ZM72 213V212H71ZM84 213V212H83ZM89 213V212H88ZM100 213V212H99ZM21 214V213H20ZM53 214V213H52ZM85 214V213H84ZM83 214V215H84ZM45 215V214H44ZM57 215V214H56ZM61 215V214H60ZM59 215V216H60ZM66 215V214H65ZM77 215V214H76ZM82 215V216H83ZM96 215V214H95ZM94 215V216H95ZM29 216V215H28ZM21 217H22V214H21ZM25 217H27V216H25ZM43 217V216H42ZM45 217V216H44ZM43 217V218H44ZM74 217H75V215H74ZM87 217V216H86ZM91 217V216H90ZM105 217V216H104ZM24 218V217H23ZM40 218V217H39ZM42 218V219H43ZM50 218V217H49ZM64 218V217H63ZM66 218H67V216H66ZM88 218V217H87ZM94 218V217H93ZM98 218V217H97ZM102 218V217H101ZM106 218V217H105ZM2 219V218H1ZM0 219V220H1ZM51 219V218H50ZM59 219V218H58ZM2 220H4L5 221V219H2ZM23 220V219H22ZM25 220V219H24ZM39 220V219H38ZM41 220V219H40ZM45 220V219H44ZM52 220V219H51ZM80 220V219H79ZM82 220V219H81ZM84 220V219H83ZM8 221V220H7ZM29 221V220H28ZM33 221V220H32ZM50 221V220H49ZM53 221V220H52ZM56 221V220H55ZM43 222V221H42ZM9 223V222H8ZM24 223V222H23ZM27 223V222H26ZM38 223V222H37ZM45 223V222H44ZM58 223V222H57ZM62 223V222H61ZM79 223V222H78ZM88 223V222H87ZM29 224V223H28ZM98 223H96V225H97ZM32 225V224H31ZM48 225V224H47ZM66 225V224H65ZM91 225H92V223H91ZM180 225H182V223L180 224ZM9 226V225H8ZM15 226V225H14ZM29 226V225H28ZM33 226V225H32ZM36 226V225H35ZM43 226H44V224H43ZM58 226V225H57ZM87 226V225H86ZM103 226V225H102ZM101 226V227H102ZM105 226V225H104ZM111 226V225H110ZM179 226V225H178ZM182 226H184V225H182ZM22 227H24V226H22ZM22 227H20V228H22ZM47 226H44L43 228H46ZM64 227V226H63ZM82 227V226H81ZM11 228V227H10ZM42 228V227H41ZM53 228V227H52ZM76 228V227H75ZM85 228V227H84ZM87 228V227H86ZM175 228H176V226H175ZM3 229H4V227H3ZM18 229V228H17ZM31 229V228H30ZM49 229H51V228H49ZM57 229V228H56ZM61 229V228H60ZM89 229V228H88ZM99 229V228H98ZM177 229V228H176ZM35 230H38V229H35ZM45 230H47V229H45ZM103 230V229H102ZM173 230H175V229H173ZM182 230V229H181ZM185 230V229H184ZM188 230V229H187ZM32 231V230H31ZM34 231V230H33ZM43 231V230H42ZM50 231V230H49ZM54 231V230H53ZM58 231H59V229H58ZM67 231V230H66ZM65 231V232H66ZM78 231V230H77ZM84 231V230H83ZM110 231V230H109ZM111 231H113L112 229H111ZM120 231V230H119ZM175 231H177V230H175ZM22 232H23V230H22ZM39 232V231H38ZM47 232V231H46ZM55 232V231H54ZM101 232V231H100ZM121 232V231H120ZM186 232V231H185ZM3 233H4V231H3ZM20 233V232H19ZM28 233H29V231H28ZM35 233H36V231H35ZM43 233H45L44 231H43ZM49 233V232H48ZM91 233V232H90ZM94 233V232H93ZM11 234V233H10ZM16 234V233H15ZM25 234V233H24ZM32 234H33V232H32ZM76 234V233H75ZM86 234H87V232H86ZM95 234V233H94ZM102 234H105V232H103ZM176 234V233H175ZM35 235V234H34ZM45 235H47V234H45ZM106 235V234H105ZM3 236V235H2ZM11 236V235H10ZM28 236H29V234H28ZM32 236V235H31ZM40 236V234L38 235V237ZM43 236V235H42ZM84 236V235H83ZM1 237V236H0ZM47 237V236H46ZM45 237V238H46ZM95 237V236H94ZM102 237V236H101ZM7 238V237H6ZM15 238V237H14ZM28 238V237H27ZM48 238V237H47ZM46 238V239H47ZM68 238V237H67ZM73 237H71V239H72ZM88 238H89V236H88ZM97 238H99V237H97ZM13 239V238H12ZM17 239V238H16ZM43 239H44V237H43ZM42 239V240H43ZM79 239V238H78ZM104 239V238H103ZM3 240V239H2ZM8 240V239H7ZM57 240V239H56ZM85 240V239H84ZM24 241V240H23ZM41 241V240H40ZM81 241V240H80ZM18 242V241H17ZM46 242V241H45ZM51 242H52V240H51ZM74 242V241H73ZM101 241H99V243H100ZM6 243V242H5ZM38 243H39V241H38ZM49 243V242H48ZM76 243H77V240H76ZM75 243V244H76ZM96 243V242H95ZM2 244V243H1ZM21 244V243H20ZM32 244H33V242H32ZM67 244V243H66ZM73 244V243H72ZM74 244V245H75ZM103 244V243H102ZM4 245V244H3ZM12 245V244H11ZM22 245H24V244H21V247H22ZM43 245V244H42ZM52 245V244H51ZM90 245V244H89ZM9 246V245H8ZM31 246V245H30ZM85 246V245H84ZM39 247V246H38ZM68 247V246H67ZM75 247V246H74ZM5 248V247H4ZM35 248V247H34ZM43 248V247H42ZM41 248V249H42ZM50 248V247H49ZM58 248V247H57ZM78 248V247H77ZM82 248V247H81ZM93 248V247H92ZM95 248V247H94ZM11 249V248H10ZM20 249V248H19ZM46 249V248H45ZM59 249V248H58ZM239 249V248H238ZM2 250V249H1ZM37 250V249H36ZM52 250V249H51ZM60 250V249H59ZM72 250V249H71ZM79 250V249H78ZM9 251V250H8ZM30 251V250H29ZM67 251V250H66ZM73 251V250H72ZM82 251V250H81ZM87 251V250H86ZM13 252L14 251H11L10 253V256H11V261H9V264H17L18 262H17V257L15 256V254H13ZM21 252V251H20ZM36 252V251H35ZM56 252V251H55ZM7 253V252H6ZM25 253V252H24ZM26 253H28V252H26ZM78 253V252H77ZM76 253V254H77ZM80 253H82V252H80ZM87 253H89V252H87ZM238 253H239V251H238ZM85 254V253H84ZM92 254V253H91ZM17 255V254H16ZM21 255V254H20ZM19 255V256H20ZM27 255V254H26ZM58 255V254H57ZM56 255V256H57ZM86 255V254H85ZM2 256H3V254H2ZM29 256V255H28ZM60 256V255H59ZM75 256V255H74ZM91 256V255H90ZM4 257V256H3ZM7 257V256H6ZM21 257V256H20ZM76 257H78V255L76 256ZM96 257V256H95ZM5 258V257H4ZM9 258V257H8ZM49 258V257H48ZM24 259V258H23ZM40 259V258H39ZM62 259V258H61ZM79 259V258H78ZM93 259V258H92ZM50 260V259H49ZM66 260H67V258H66ZM82 260H83V258H82ZM227 260V259H226ZM7 261V260H6ZM78 261V260H77ZM22 262V261H21ZM50 262V261H49ZM227 262V261H226ZM232 262H234V261H232ZM52 263V262H51ZM61 263V262H60ZM77 263V262H76ZM237 263V262H236ZM24 264V263H23ZM55 264V263H54ZM68 264V263H67ZM79 264V263H78ZM226 264V263H225Z\"/></svg>","mask_w":264,"mask_h":264}]
</instances>
